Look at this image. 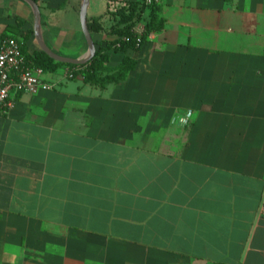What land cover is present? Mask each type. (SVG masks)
Returning <instances> with one entry per match:
<instances>
[{"label":"crops","instance_id":"crops-1","mask_svg":"<svg viewBox=\"0 0 264 264\" xmlns=\"http://www.w3.org/2000/svg\"><path fill=\"white\" fill-rule=\"evenodd\" d=\"M135 1L90 0L94 42ZM38 4L47 45L83 57V0ZM156 4L164 27L124 79L62 65L2 110L0 264H264V0ZM31 28L29 2L0 0V43Z\"/></svg>","mask_w":264,"mask_h":264},{"label":"trees","instance_id":"trees-1","mask_svg":"<svg viewBox=\"0 0 264 264\" xmlns=\"http://www.w3.org/2000/svg\"><path fill=\"white\" fill-rule=\"evenodd\" d=\"M36 1L39 2V0ZM148 7L151 8L150 18L146 23L144 31L138 33L134 28L142 20L143 13ZM110 12L116 18V23L111 27L110 33L116 34L118 37L108 41L106 46H102L95 41L96 54L86 64L77 65L57 61L43 51L40 46L38 49L30 52L28 40L34 34V28L25 32L23 37L10 34L4 38L12 37L21 42L26 63L30 66L42 67L45 71H53L59 66L67 65L74 69L79 68V71L84 73L87 81L106 85L107 83L118 82L124 79L137 66L140 49L144 41L150 33L161 30L165 24L164 19L159 17L156 3L148 6L145 1L129 2ZM88 27L91 33L104 30L102 22L97 18H89ZM139 40L141 41L139 42ZM111 49L124 53L122 61L116 67L107 65L111 58L109 53Z\"/></svg>","mask_w":264,"mask_h":264},{"label":"built area","instance_id":"built-area-1","mask_svg":"<svg viewBox=\"0 0 264 264\" xmlns=\"http://www.w3.org/2000/svg\"><path fill=\"white\" fill-rule=\"evenodd\" d=\"M146 5H152L157 0H144ZM141 40H139L140 42ZM45 70L42 67L30 66L26 63L21 42L15 38H4L0 43V114L11 106L12 97L17 93H38L53 88V84L44 79ZM74 74L71 73L70 77ZM192 116L188 111L180 117L187 124Z\"/></svg>","mask_w":264,"mask_h":264},{"label":"water","instance_id":"water-1","mask_svg":"<svg viewBox=\"0 0 264 264\" xmlns=\"http://www.w3.org/2000/svg\"><path fill=\"white\" fill-rule=\"evenodd\" d=\"M26 1L29 2V4L32 6L33 11H34V28H35L36 40L40 48L43 51H45L50 57H52L53 59L57 61L63 62V63H71V64H77V65L86 64L94 57L97 49H96V45L92 37V34L88 27V7H89L90 0H83V5L81 9V23H82L83 32L88 42L89 49H88V52L83 57H80V58H72V57L61 55L55 52L54 50H52L47 45L41 33V10H40L39 4L36 0H26Z\"/></svg>","mask_w":264,"mask_h":264},{"label":"rangeland","instance_id":"rangeland-1","mask_svg":"<svg viewBox=\"0 0 264 264\" xmlns=\"http://www.w3.org/2000/svg\"><path fill=\"white\" fill-rule=\"evenodd\" d=\"M64 56H66V55H64ZM67 57H69V56H67ZM59 71H60V72H62V70H61V69H60ZM59 71H58V72H59Z\"/></svg>","mask_w":264,"mask_h":264}]
</instances>
